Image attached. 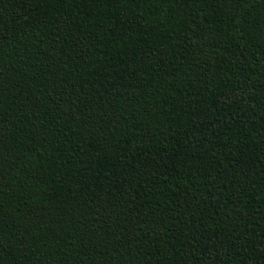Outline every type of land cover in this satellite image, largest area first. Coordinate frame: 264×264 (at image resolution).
<instances>
[{
	"label": "trees",
	"instance_id": "trees-1",
	"mask_svg": "<svg viewBox=\"0 0 264 264\" xmlns=\"http://www.w3.org/2000/svg\"><path fill=\"white\" fill-rule=\"evenodd\" d=\"M0 264H264V0H0Z\"/></svg>",
	"mask_w": 264,
	"mask_h": 264
}]
</instances>
